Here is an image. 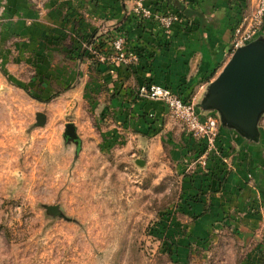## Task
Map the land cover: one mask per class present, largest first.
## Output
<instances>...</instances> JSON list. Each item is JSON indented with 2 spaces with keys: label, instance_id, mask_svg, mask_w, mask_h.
I'll return each instance as SVG.
<instances>
[{
  "label": "rangeland",
  "instance_id": "1",
  "mask_svg": "<svg viewBox=\"0 0 264 264\" xmlns=\"http://www.w3.org/2000/svg\"><path fill=\"white\" fill-rule=\"evenodd\" d=\"M108 1L122 18L107 0H0V264H264V115L252 140L197 108L222 70L200 98L181 95L218 119L208 146L164 103L148 117L136 103L160 100L136 83L127 100L107 71L145 56L124 23L168 35L203 0ZM260 1L229 0L230 59Z\"/></svg>",
  "mask_w": 264,
  "mask_h": 264
},
{
  "label": "crops",
  "instance_id": "2",
  "mask_svg": "<svg viewBox=\"0 0 264 264\" xmlns=\"http://www.w3.org/2000/svg\"><path fill=\"white\" fill-rule=\"evenodd\" d=\"M107 2V7L111 6L112 13V16H107L111 19L122 18L123 14L113 8L114 4L108 0ZM126 3L129 8L132 6V0H126ZM168 6L174 8L172 3ZM109 9L103 11L108 12ZM184 14L192 25H175L168 35L156 25L150 26L149 30H143L137 27L135 20L124 23L123 27L127 29L133 45L140 47L145 55L133 68L115 66L112 71L107 70L112 80L121 81L120 85L124 87L121 92L127 100L137 99L134 94L135 83L137 86L144 83L157 84L170 88L185 98L193 95L198 99L206 85L212 81H209L210 78L218 75L230 61L234 22L229 0H203L198 8L193 10V14ZM105 16V13L97 15ZM97 25L86 23V27H90L86 29H95ZM84 64L88 68V64ZM86 72L83 78L86 77ZM188 83L192 85L191 89ZM136 106L143 107L148 117L153 118L163 117L167 112L161 101H138ZM254 172L251 176H256ZM232 177L240 183L243 176L239 174Z\"/></svg>",
  "mask_w": 264,
  "mask_h": 264
},
{
  "label": "water",
  "instance_id": "3",
  "mask_svg": "<svg viewBox=\"0 0 264 264\" xmlns=\"http://www.w3.org/2000/svg\"><path fill=\"white\" fill-rule=\"evenodd\" d=\"M201 112L216 111L225 129H232L252 140L259 137L258 125L264 115V37L261 35L239 48L223 71L212 82L202 102ZM44 122L45 115L38 114ZM66 137L76 141L75 127L67 125ZM60 214L58 207H48Z\"/></svg>",
  "mask_w": 264,
  "mask_h": 264
},
{
  "label": "built area",
  "instance_id": "4",
  "mask_svg": "<svg viewBox=\"0 0 264 264\" xmlns=\"http://www.w3.org/2000/svg\"><path fill=\"white\" fill-rule=\"evenodd\" d=\"M185 1V0H181ZM187 1V0H186ZM264 0L260 1L257 11L252 15L249 22L247 19L242 22L234 32L232 41V53L239 48L252 42L259 35L263 25ZM116 50L124 56L120 43L115 44ZM138 94L144 100H160L167 108L180 120L196 138H205L208 146L213 144L218 136V119L214 115L203 116L197 112L195 104L187 101L177 92L170 88L157 84H142L139 87Z\"/></svg>",
  "mask_w": 264,
  "mask_h": 264
}]
</instances>
